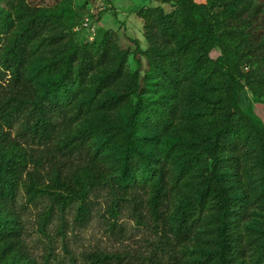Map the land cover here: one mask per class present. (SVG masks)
Listing matches in <instances>:
<instances>
[{"label":"trees","instance_id":"16d2710c","mask_svg":"<svg viewBox=\"0 0 264 264\" xmlns=\"http://www.w3.org/2000/svg\"><path fill=\"white\" fill-rule=\"evenodd\" d=\"M155 1L137 11L146 47L132 50L112 29L79 41L67 5L0 0V264H38L21 187L80 226L97 189L114 220L121 202L145 203L168 264H264V221L247 223L253 209L264 219V0ZM45 163L46 179L29 171Z\"/></svg>","mask_w":264,"mask_h":264},{"label":"rangeland","instance_id":"374dc122","mask_svg":"<svg viewBox=\"0 0 264 264\" xmlns=\"http://www.w3.org/2000/svg\"><path fill=\"white\" fill-rule=\"evenodd\" d=\"M32 5L63 6L72 9L67 13L64 27L75 31L81 25L83 17L97 11V5L103 1L107 6L93 19L95 32L80 28L74 32L79 41L87 40L90 35H102L112 29L116 32L121 45L134 50L138 40L145 48L143 22L137 11L143 7L157 6L152 0H27ZM169 11L170 6L165 5ZM217 58L220 50L212 52ZM130 67L135 68L132 56ZM146 63L143 62L145 70ZM253 104L250 93L242 95V106ZM255 113L264 122V103H254ZM38 170L40 178L46 179L51 172L50 164L36 166L30 164L29 171ZM50 183V182H46ZM112 194L108 188H100L92 195L94 211L90 221L83 226L74 222V209L62 214L47 195L30 201L28 192L20 188L17 211L22 223V240L29 255L38 264H85L86 257L92 252H105L114 255L113 264H168V245L162 235V228L150 217L145 203L121 202V214L117 220L109 216L108 209L113 204ZM53 207L48 218L46 212ZM253 216L248 225L258 228L263 219V212L253 209Z\"/></svg>","mask_w":264,"mask_h":264},{"label":"built area","instance_id":"2783aa9c","mask_svg":"<svg viewBox=\"0 0 264 264\" xmlns=\"http://www.w3.org/2000/svg\"><path fill=\"white\" fill-rule=\"evenodd\" d=\"M107 7H109V5L107 6L103 1H100V3L97 5V11H91L90 15H86L83 17V20L81 22V25L77 26L75 28V31H79L80 28L92 31L93 33L95 32V27L92 26V22L94 17L97 18L99 13L104 11ZM94 38V34L89 36L90 40H93Z\"/></svg>","mask_w":264,"mask_h":264},{"label":"crops","instance_id":"0c3cea01","mask_svg":"<svg viewBox=\"0 0 264 264\" xmlns=\"http://www.w3.org/2000/svg\"><path fill=\"white\" fill-rule=\"evenodd\" d=\"M152 1H155V0H152ZM197 2H200V3H204L206 2V0H196ZM159 3V1H157Z\"/></svg>","mask_w":264,"mask_h":264}]
</instances>
